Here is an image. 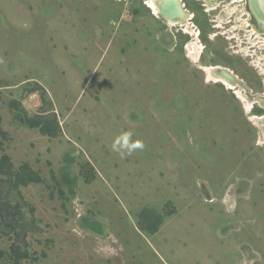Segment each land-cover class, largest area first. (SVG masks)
Listing matches in <instances>:
<instances>
[{
	"label": "rangeland",
	"instance_id": "1",
	"mask_svg": "<svg viewBox=\"0 0 264 264\" xmlns=\"http://www.w3.org/2000/svg\"><path fill=\"white\" fill-rule=\"evenodd\" d=\"M183 3L186 26L146 0H0V155L40 178L4 187L19 264H264L263 49L225 2ZM127 131L144 148L122 156Z\"/></svg>",
	"mask_w": 264,
	"mask_h": 264
},
{
	"label": "bare ground",
	"instance_id": "2",
	"mask_svg": "<svg viewBox=\"0 0 264 264\" xmlns=\"http://www.w3.org/2000/svg\"><path fill=\"white\" fill-rule=\"evenodd\" d=\"M205 1H206L207 5H208L209 9H214L215 6H217L216 4L218 3V0H214L212 2H211V0H205ZM232 4L233 3H231V1L227 2L226 4H224L225 7L218 14L217 21L220 22V24L222 22H229L227 20V18H229L231 16V14L234 13L236 19H235V24L233 25L232 29L241 28V29L247 30L246 27L249 24V21L246 20L244 17H242L243 13L245 12L244 5L240 4V5L233 6ZM146 5L148 6L149 9L152 10V13L155 14V15L156 14L161 15L160 13H163L164 15H161V16L163 18H165L170 25L180 24L182 26H186V25L189 24V20L192 18V13H190L189 11H187L185 9V6H184L182 0H146ZM187 30L188 29L186 27L184 31L186 32ZM251 31H254L253 28L251 29ZM249 35H250V33L248 34V36ZM250 36H252V35H250ZM252 37L251 38L248 37V39L251 42L253 40L255 43L256 42L257 43H261L260 41L263 40V39L260 40L261 37H259L258 33L256 35V39L255 40ZM262 44H263V42H262ZM260 46H261V44H260ZM259 59H261V58H259ZM256 66L258 68H260V63L256 64ZM202 68L205 70V74H206V77H207L208 80L224 83L229 88H236L235 85L240 84L239 83L240 81L238 80L237 76L234 73H232V71L229 70V68L228 69L227 68H222V67H220L218 65H215V66H203ZM222 72H228L232 76L233 79H229V78L223 76ZM240 87H242L241 84H240ZM237 93L246 102V109L251 108L253 101L251 102L250 99H248L242 92H240V89L237 90ZM253 118L261 120V122L263 121V119H262L263 116H254ZM262 124H263V122H262ZM263 137H264V130H263Z\"/></svg>",
	"mask_w": 264,
	"mask_h": 264
},
{
	"label": "trees",
	"instance_id": "3",
	"mask_svg": "<svg viewBox=\"0 0 264 264\" xmlns=\"http://www.w3.org/2000/svg\"><path fill=\"white\" fill-rule=\"evenodd\" d=\"M26 121L31 127L38 126L39 130L44 134L51 136L53 133L51 127L43 120L27 119ZM0 135H5L1 126ZM38 181H40V178L26 165L22 166L20 170L15 171L9 156L5 153L0 155V225L8 228L6 233H10L9 231L12 232L15 241H18L20 236L24 234L23 228L21 230L15 228L19 220L18 217H20V210L17 203L11 204L7 198V194H5L4 187L10 185V187L18 188L20 185H27L28 183ZM155 231L156 227L153 229L150 228L149 230L152 233ZM19 250L20 247L16 242H13L10 245L9 253H5V251L0 249V260L7 259L10 264H19L20 259L25 256V253H21Z\"/></svg>",
	"mask_w": 264,
	"mask_h": 264
},
{
	"label": "flooded vegetation",
	"instance_id": "4",
	"mask_svg": "<svg viewBox=\"0 0 264 264\" xmlns=\"http://www.w3.org/2000/svg\"><path fill=\"white\" fill-rule=\"evenodd\" d=\"M212 1H214V0H211V2ZM219 1L222 2V4H223V2L227 3L229 1H231V3L236 2V0H218V3H219ZM240 1L244 2L242 5H244V7H245V12L243 13V17L249 21V24L246 27L247 30H245L246 35H248L250 33V35H252L253 37H256V35L258 33L259 37H261L260 40L263 39L262 41L259 40L261 42V49H263V51L260 53L261 59L259 61L260 71L262 72V73L260 72V75L262 76L261 77V88H262V92H263V94H261L263 97V100H262L263 106L261 107V109H262L261 116H263L264 115V0H253V1L252 0H240ZM184 6H185V4H184ZM224 7H225V5H223L220 8L221 10L219 11V13L223 10ZM192 17H193V15H192ZM234 20H235V15H234L233 19H231V18L228 19L229 22L230 21L232 22ZM252 28L254 31H251ZM250 35L247 37L251 38L252 36H250ZM248 41H249V44H251V41L250 40H248ZM262 42H263V44H262ZM257 45H258V43H257ZM251 64H252V66L255 65L254 63H251ZM263 129H264V126H263Z\"/></svg>",
	"mask_w": 264,
	"mask_h": 264
},
{
	"label": "clouds",
	"instance_id": "5",
	"mask_svg": "<svg viewBox=\"0 0 264 264\" xmlns=\"http://www.w3.org/2000/svg\"><path fill=\"white\" fill-rule=\"evenodd\" d=\"M132 136L133 133L131 131L122 133L113 143V151L123 156L137 150H142L144 148V143L141 140H133Z\"/></svg>",
	"mask_w": 264,
	"mask_h": 264
},
{
	"label": "water",
	"instance_id": "6",
	"mask_svg": "<svg viewBox=\"0 0 264 264\" xmlns=\"http://www.w3.org/2000/svg\"><path fill=\"white\" fill-rule=\"evenodd\" d=\"M161 15H164L163 13H160ZM223 76L229 78V79H233L232 76L228 73V72H222ZM263 126H264V115H263Z\"/></svg>",
	"mask_w": 264,
	"mask_h": 264
}]
</instances>
